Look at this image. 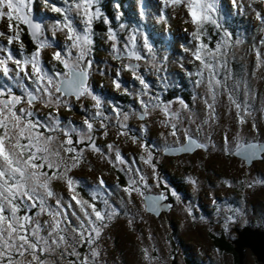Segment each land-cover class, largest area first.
Segmentation results:
<instances>
[{
    "label": "rangeland",
    "instance_id": "rangeland-1",
    "mask_svg": "<svg viewBox=\"0 0 264 264\" xmlns=\"http://www.w3.org/2000/svg\"><path fill=\"white\" fill-rule=\"evenodd\" d=\"M38 1H40L41 6L37 4L35 8L37 11L36 14H38L40 20L42 19L39 21L42 26L40 38H47L55 45L54 47L42 49L40 58L45 70L52 73L56 72L51 66L52 63L56 61L53 59V53L58 48H63L68 42L65 39V33L61 31H56L55 38L53 39V25L57 20H62L63 18L60 13H58L59 15L57 17H54L53 15L56 12L51 11V7L52 5H56L67 8L69 5L65 3V0H62V3H55L56 0H49L48 4L45 3V0ZM151 1H154L155 4L158 5L159 0ZM227 1L231 7L234 5L232 0ZM222 2L217 0L216 6L221 5ZM238 2L234 5V12L240 14L241 5H239ZM98 3L100 2L98 1ZM142 5L143 0H135L132 7L134 9L135 20L132 19L130 21L131 25L128 26L127 24H121L119 19L117 20L115 14H118V12L112 0L108 6H105L104 2L101 4L95 3L92 9L95 11V8L98 7L101 15L93 19L91 24L93 44L90 52L92 55H97L98 61L96 63L92 62L88 70L90 80L108 75L106 81H112L111 86L116 89L113 80L119 81L120 79L119 82H121V80L128 81L131 79L133 75L130 72H122V70L128 69L125 65H132L135 66L136 75L142 77L149 86L145 89L138 80L139 82L136 87L128 89V97H130L131 100L127 103L119 101V103H116L114 111L108 110L102 104V108L99 110L102 111L104 117H107V119L104 120L106 128H101L99 126L103 117L95 118L93 138L97 146L107 152V145H114L126 161L124 164L117 163L115 166L111 163L112 166L116 168V171H119L125 178V184L123 186H118V184H116L117 179L110 174V172L113 171L111 165L108 163L109 159L114 161V152L108 153V158H105L88 149L85 144L77 145L78 148L84 147L85 151L80 165L69 173L76 181L87 177L89 183L99 184V179L103 178L107 183V189L109 191L124 192L123 188L128 185L130 179L139 181L140 176L144 177V181L137 184L139 191L132 193L131 201H128V206H126L131 208L130 214L126 215L124 209L123 212L114 217L112 221L107 222L108 227L102 231L100 238L96 241V244L92 246L96 247L100 252V256L97 258L98 264H123L122 257H119L117 253L119 249H121L120 243L122 239H128L132 246H136V248H134L136 255H133V260L130 264H163L164 259H176L177 263L180 264L182 259L185 258L205 259V246L208 245L205 237H207L209 233L208 229L210 225L208 224L210 223V217L203 216V213L200 212L199 209L207 206L211 209L238 207L240 200H236L235 198L236 194L242 196L240 192V188H242L245 196L243 206L250 207V212H263L264 210V183L261 182L264 181V158H255L248 165H244L242 162L243 160L240 161L235 159L230 152L226 151L230 145L224 143L225 135L230 138V141L242 139L246 142L264 139V64H259L258 66L257 57V53H259V60H264V22L261 20L258 21V19L255 18L257 13L252 10L249 12L252 14L248 13L246 16H242V24L249 25L251 22L250 29H247L245 26L246 32L240 29L237 33L236 31L233 32V27L231 31L222 30L221 33L216 36V40L209 38L213 40L214 45L207 46V48L201 52V55L204 59L210 58L204 55V53L209 50L215 52L217 45H221L220 52L216 55L214 62L216 65H226V67H220V69H226V73H223L222 77L229 75L227 72L229 68H231L230 65L241 70V59L245 62L243 65V74L239 75L234 73L232 76L229 75L230 79L227 83L230 88L235 85H241L240 89L237 90L234 95L238 99H247L249 101L251 114L245 118L246 123L240 125L238 123L236 109L231 105L227 95L222 93L217 97L215 120L205 123V120L208 118V110L204 103V100L208 98L205 85L208 77L206 73L208 72L209 74V71L204 68L200 60L192 58V54L184 46L182 47V51H174L173 48L168 49L169 42L164 41L157 45L143 33L144 27L142 21L144 20L145 27H150L153 25L154 19L158 21V26L161 31L160 34H162L164 38L166 36L171 38L174 47L179 49L181 46L179 40H191L193 38V35L190 34L192 33V26L195 24L192 22L190 23L188 9L186 8L184 10V5H173L170 0H162L163 12L161 14L150 15L149 13H152L150 11L149 13L145 10L141 11L140 6ZM30 6H32V0ZM252 6L260 10L256 0L252 1ZM112 8L113 15L112 13L108 15V11H111ZM215 12L217 13V8ZM230 12L232 11H229L223 19H225ZM261 12V17H264V9ZM253 13H255V16ZM221 17L220 15V18ZM245 17H252V19L245 20ZM75 19L78 26L82 29L84 25L80 22V17H75ZM165 20L168 24L164 22ZM116 22L119 23L117 26H114ZM136 22L140 23L134 26ZM12 23L15 26L16 21L13 20ZM8 24L9 22L6 19L0 22V31L8 32ZM110 24L115 28H109ZM255 24L259 25V27L253 29L252 26H255ZM25 26L26 24L24 23L19 24L20 33L24 31L23 27L25 28ZM225 32L229 33L230 37H225ZM111 34L115 35L114 40L109 39V35ZM122 36L128 44L120 47L119 41H121ZM5 39V37H0V45H7ZM225 39L228 40L226 46L223 45ZM175 40L177 41L174 42ZM32 41L35 46V49L32 51L33 53L36 51L37 42L34 39ZM96 41H98L97 45L99 42H103L108 45L111 50H118L117 52L121 50L131 51L129 49H133L132 52L141 54L140 56L142 58L134 60L129 58L135 57L125 56V59H122L118 63L121 64L122 67H119L121 74L117 76L115 75L116 72L110 67V65L114 63L111 61L110 65H108L109 59L111 60L112 57L110 56L108 58V55L104 54L106 49L101 51L99 48H93ZM145 41H147L151 51H149V48L145 47ZM114 44L116 49L113 48ZM188 45L190 46V42ZM11 48L13 51L19 50V42L14 41ZM196 51L197 49L193 50V55ZM31 54L29 56H31ZM5 55L6 53H0V58ZM117 56L118 58L124 57L121 54ZM88 57L91 60L89 54ZM58 65L61 71H64L63 65L59 62ZM190 65L193 67L197 66L198 73V68H200L202 70V72L200 71L202 75H196L195 69L193 80L189 75L187 78L190 79H186L185 73L183 72H185ZM9 67L14 69L16 66L9 62ZM173 67L182 72L179 78H176L175 74L171 73ZM203 71H206V73ZM1 74L2 72H0V76ZM9 76L14 79H12V81L17 83H14V85L11 84L12 88L20 93V95H17L11 90L12 94L25 97L27 91L35 90L36 85L31 81H29V83L32 87L29 90H27L25 84L19 83L21 80L26 79L23 73H20V78L16 77L14 72L9 73ZM112 77L114 79H110ZM152 77L157 78L162 86V89L157 90L155 93L152 92L153 87L148 81L149 79L153 81ZM201 79H203L205 83L198 86L196 81ZM8 84L9 82L3 85V87L10 88ZM245 84L248 89V94L246 96L244 94ZM95 85L100 86L99 81L95 82ZM123 86L122 84L121 89ZM71 98L73 97H67L69 101ZM84 99L89 100V97H82L78 101ZM141 100L145 101L147 104L148 115H143L145 109L140 103ZM180 100H183L185 104L188 105V108H183L179 103ZM44 104L43 101L38 100L30 107L26 104L18 105V107H28L29 110L34 113L35 119L44 120L49 117V114H52L58 116L63 124L66 125L68 122H71V124L78 129L84 127L83 121L85 116L91 119L97 111V109L94 108V110L90 109L91 111L89 112L87 110L89 106H83L84 112L79 113V115L71 113L66 114L67 111L65 108L67 107L59 106V110L57 111L58 106L52 105L50 106L51 110L48 111L45 110ZM164 104L170 105V111L178 114L175 120L172 119L171 115H166L161 111ZM156 105H160V107H156ZM141 113L142 118H139V114ZM125 115H127V120L124 119ZM64 118L67 120H62ZM150 122L152 123L149 124ZM172 123H176L178 128L175 137L170 134L172 131ZM253 124L256 126L255 130H253ZM122 125H126V127H122ZM185 130H187L189 135L193 138L196 137L195 139L200 143L207 145L206 150L198 153L194 152L191 155L168 156V154H163L162 150L165 146H174L184 140ZM105 131H107V135H104ZM121 132H127V135H120ZM49 134L58 136L60 140L64 139L60 133ZM134 136H136L135 142L133 140ZM77 138L78 137L73 134V140L75 141ZM145 143L155 146L151 150V163L148 164L144 162L148 159V152L141 146ZM185 166H191L190 169L193 171L189 172V167L184 170ZM129 168L132 169L131 172L128 171ZM187 172H189V174ZM167 174L179 180L178 183L180 184L181 191L178 192L177 189L168 188L166 186L167 181L165 180H168ZM219 177L223 179V187L217 188V186H219L217 185ZM191 180L192 184H190ZM54 181L59 183L58 188H54ZM54 181L51 184L53 191L57 192L60 189H63V191L68 190L67 185L62 180ZM154 181L162 182L163 186L170 190L174 200V207L177 213H173L171 216L175 221V228L172 233L169 225L163 220L156 222L153 219H146L143 214V206L139 194L145 183ZM193 181L195 183H193ZM236 185L237 191L235 189ZM106 190H101L99 188L87 190L81 187V183H78L76 189V191L80 193L84 191L101 192ZM224 191H226L227 195L223 193ZM59 192H61V190ZM67 192L70 191L68 190ZM173 193H175V195H173ZM189 193H195V196L189 195ZM53 200L55 201V199ZM62 200L66 204V201L64 199ZM250 203H252V205H249ZM54 204L53 202L50 205L54 206ZM35 211H37V209H33V212ZM22 214L23 213H21V215ZM229 217L236 218L235 216ZM40 219L41 221L48 220V216L42 215ZM130 220L132 221L131 224H129ZM108 233L111 234V239L107 238ZM146 249L148 250V258L145 256ZM69 251H71V249H69ZM58 254L59 250L52 255L46 254L42 258L48 260L50 264H71V262H75L71 259H54Z\"/></svg>",
    "mask_w": 264,
    "mask_h": 264
},
{
    "label": "snow or ice",
    "instance_id": "snow-or-ice-1",
    "mask_svg": "<svg viewBox=\"0 0 264 264\" xmlns=\"http://www.w3.org/2000/svg\"><path fill=\"white\" fill-rule=\"evenodd\" d=\"M170 2L173 5H184L188 9L191 22L197 26V32L193 33L195 39L200 38L198 33L205 23H216L210 13L216 11L217 0H170ZM232 2L235 5L238 0H232ZM45 3L48 4L49 0H45ZM65 3L69 5L67 8L56 5L51 7V11L60 13L63 18L53 25V39L56 31H61L65 33V39L68 42L63 48H58L53 53V59L63 65L64 71L49 73L45 70L40 58L41 51L55 45L47 38H40L42 26L31 18V0H0V22L5 19L9 22L8 32L0 31V37H5L7 40V45H0V53H6L0 58V72L9 79L12 78L9 73L14 72L17 76L23 73L24 78L36 85L34 91H27L26 98L16 96L12 94L10 88L0 86V264H50L42 257L46 254L52 255L59 249H63L60 253L61 257L64 254L75 256L79 264H98L97 258L100 252L92 246L96 244L102 231L108 227L107 222L119 215L118 209L109 205L107 200L104 201L105 207L98 209L96 203L79 198V193L76 191L79 182L69 175L83 159L85 148H78L77 145L80 144H85L88 149L105 158H108V153L114 152V161L109 159V163L113 166L117 163L124 164L126 161L114 145H107V152H105L97 146L93 138L95 118L103 117L99 124L101 128H106L104 120L107 119L99 110L102 108L101 99L93 94L91 86L87 83L88 69L92 64V61L87 59L93 44L91 24L93 19L101 15L98 7L95 11L92 10L96 0H65ZM75 17H80V22L84 25L82 29L78 26ZM257 17L264 22V17H260L259 13ZM13 20L16 21L15 26L12 23ZM20 23L29 27L30 34L37 42L36 51L31 56L24 55L22 43L18 55L14 54L11 48L13 42L20 39ZM224 35L230 37L227 32ZM109 39L114 40L115 35H109ZM227 44L228 40L225 39L223 45ZM145 47L151 51L147 41H145ZM113 48L116 49L115 44ZM206 48L207 45L201 43L194 53L195 58L200 60L204 68L209 71L205 85L208 94V98L204 100L208 110L205 123L215 120L217 97L224 93L236 109L238 123L243 125L246 123L245 118L251 114L249 101L238 99L234 95L241 85L230 88L227 83L230 76H220V67H226V65H216L202 57L201 52ZM220 48L221 45L218 44L215 52L209 50L204 55L215 60ZM129 55L137 60L142 58L136 52H131ZM259 56L260 54L257 53L258 66L264 64V60H259ZM9 62L16 67L10 68ZM125 67L133 71V75L145 89L149 87L142 77L136 75L135 66L125 65ZM196 83L199 86L205 81L201 79ZM113 84L117 90L122 87L118 80H113ZM125 91H127L126 88ZM244 94L245 96L248 94L246 84ZM85 96L91 97L95 102L93 107L97 111L91 119L85 116L84 127L80 129L73 126L71 122L63 124L58 116L52 114L44 120L35 119L34 113L28 107H18L22 104L30 107L40 100L46 106H58L57 111L59 106L71 110L67 97L80 100ZM140 103L145 109L143 115H148L146 102L141 100ZM179 103L183 108H188L183 100ZM161 111L171 115L173 120L177 118L178 114L171 112L168 104H164ZM124 119L127 120V115ZM171 129L170 134L175 137L178 132L176 123L171 124ZM255 129L256 126L253 124V130ZM49 133H60L64 139L60 140L58 136ZM73 134L78 137L75 141ZM104 135H107V131ZM120 135H127V132H121ZM184 136L187 139V145L179 151L186 152L193 147H207L205 144H198L187 130L184 131ZM135 139L134 137V142ZM224 143L230 145L226 151L241 156L245 160L264 158V146L247 143L242 139L230 141L227 135L224 137ZM141 146L148 152V159L144 162L151 163V150L155 146L147 143ZM128 171L131 172L132 169L129 168ZM54 180H62L67 185L68 190L73 193L71 201L75 202L82 215L72 210V203L65 204L62 198L56 197L51 188ZM143 181V176L139 177V181L130 179L123 191L131 197L133 192L139 191L137 184ZM261 182L264 183V181ZM107 187L103 178H100L99 189L106 190ZM96 198L97 193H93V201ZM50 199H55L54 206L48 203ZM160 199H166V197ZM157 204L158 201H153V207ZM33 209L37 211L33 212ZM42 215L48 216L49 219L41 221ZM131 223L130 220L129 224ZM85 243L89 246V253L81 260L76 246ZM145 256L148 258L147 249Z\"/></svg>",
    "mask_w": 264,
    "mask_h": 264
},
{
    "label": "trees",
    "instance_id": "trees-1",
    "mask_svg": "<svg viewBox=\"0 0 264 264\" xmlns=\"http://www.w3.org/2000/svg\"><path fill=\"white\" fill-rule=\"evenodd\" d=\"M98 1L100 3H98ZM112 1H113V5L115 6L116 11L118 12V14H115V16H117V20L119 19V21H121L120 22L121 24L122 23L123 24H127V26L128 25H131L130 21L135 18V16H134V9L132 8L133 7V3H135V0H112ZM238 1H239L238 4L241 5V12H240V14H237L236 12H234V5H232V7H231V5L228 3L227 0H219V2H222V3H221V5L216 6L217 13L216 12L210 13L211 16H212V18L216 21V23L215 24L210 23V22L209 23H205L203 25V28L198 33L199 34V37H200L198 40H196L194 37L191 40H189V39L188 40H179V42L181 43V46L179 47V49H177V48L174 47L173 40L171 38H169L167 36L164 38L162 36V34H160L161 31H160V28L158 26V21H156L154 19H153V25H151L150 27H148V26L145 27L144 20L142 21L143 22V27L145 29V30L143 29V33L145 34L146 37H148L152 41H154V43H156L157 45L160 44V43H162V42H164V41L169 42L168 49H172L173 48L174 51L180 52V51H182V47L184 46L192 54L191 57L196 60L195 55H193V50L198 49L200 47L201 43L206 44L208 47L209 46H212V45H214L213 40L216 38V36H218L221 33L222 30H224V31H226V30L231 31V29L233 27H234L232 29L233 32L236 31V33H237V31L239 29L241 31H243V32H246L245 26H246L247 29H250L251 22L249 23V25L242 24L241 23L242 18H243L242 16H246V14H248L252 10H253V12H255L257 14L259 13L260 17L262 16V12L261 11H263V9H264V0H256V2L259 4L260 10L258 8H255V7L252 6V1L253 0H238ZM103 2L105 4V6H108L111 3V0H96V3L97 4H101ZM55 3H62V0H56ZM37 4L40 5V1H38V0H35V1L32 0V6H31V8H32V12L34 14L37 13L36 8H35ZM130 6H131V9H130ZM142 6H143V9H142ZM142 6H140L141 11L145 10L148 13L150 11V12H152V13H149L150 15L151 14H161L163 12V9H162L163 8L162 0H159L158 1V5H156L154 1H151V0L150 1H146V0L144 1L143 0V5ZM185 9H186V7L184 6V10ZM229 11H232V12H230L227 15V17L225 19H223V17ZM110 13H112V15H113V8L111 9V11H108L107 14L110 15ZM255 13H253L254 16H255ZM249 14H252V13H249ZM58 15H59L58 13H54L53 16L54 17H57ZM220 15L222 16L221 18H220ZM36 17H37L38 21H41L42 20V19L40 20L38 14H36ZM187 18H189V17H187ZM250 18L252 19V17H249V18L245 17V20L246 19L249 20ZM255 18L258 19L257 16H255ZM179 20H181V19H179ZM189 20H190V23H191V19L190 18H189ZM224 20H227V21H224ZM260 20L261 19H258V21H260ZM164 22L167 23L166 20ZM118 23L119 22H116L115 25L114 24L113 25L114 26H117ZM138 23H140V22H136L134 24V26H136ZM110 27L111 28H115L111 24L109 25V28ZM252 27H253V29H255V28L259 27V25H256L255 24V26H252ZM23 29H24L23 32H21V33L19 32L20 33L19 34L20 39H19L18 42H19V46H20L21 43L24 46L23 49H22L24 55L25 56H29L32 53V51L35 49V46H34V43L32 41L33 39L30 38V36L27 33L26 27L25 28L23 27ZM241 31H239V32H241ZM194 32H197V26L196 25L192 26V33L190 35H193ZM123 36H122L121 41H119V44H120L119 46L120 47H123V46H125V45L128 44L124 40V37ZM168 36H169V33H168ZM209 38H212L213 40H210ZM176 41L177 40H175L174 42H176ZM6 42H7V40H6ZM189 42H190V46L188 45ZM97 43H98V41H96L94 43L93 48L94 49H98L99 48V50H101V51L103 49H106L104 51V54L108 55V58L110 56L112 57L111 60L109 59V64L108 65H110V63L112 61L114 64L113 65H110V67H111V69L114 72H116V74L115 73H113V74L117 75V73H119V75H120L121 73H120L119 67H122V65L121 64H118V63L122 59H125V56L122 57V58L121 57L118 58V57H114V54L120 55L121 53H125L127 51H125V50H121L119 52H117L115 50L113 51L105 43L99 42L98 45H97ZM129 50L133 51V49H129ZM20 51H21L20 48H19V50H14V54L15 53L18 54ZM138 55H141V54H138ZM129 59H134L135 60V58H129ZM206 60H208L210 63L215 64L214 60H212L210 58H206ZM92 61H93V63L94 62L96 63L98 61V57H97L96 54H93L92 55ZM134 63H136V62H134ZM240 64L242 65L241 70H238V68H235V66L230 65L231 68H229V71L227 73L230 76H232L234 73H237L239 75L243 74V71H244V69H243L244 66L243 65L245 64V62L242 61V59H241ZM51 66L54 68L55 71H61V69H60L57 61H54ZM192 67L193 66L190 65L189 68H187L185 70V72H183V73H185V78L188 79V80L190 78H192V80H193V77L195 76V74H194V70L195 69H196L195 70L196 75H198L197 66L196 67H193V68ZM198 70H199V73H200V71L202 72V70L200 68H198ZM220 71H221L220 72V76L222 77V74L223 73H226V69L221 68ZM122 72H130L133 75V72H131L129 69H123ZM203 72L206 73V71H203ZM171 73H174L176 78H179L182 75V72L180 70L175 69L174 67H173V70L171 71ZM206 74H207V76L209 75L208 72ZM188 75L190 76V78H187ZM19 76L16 75V77L20 78ZM113 77L110 78V79L116 78V77H114V78ZM12 79L13 78H11V79L6 78L5 76H3V74H1V76H0V86H3L5 84H7V82H9L8 85L11 88V90L14 91V93H18V91H16L11 86V84L14 85V83H15L14 81H12ZM106 79H108V75L101 76V77H97L95 79H91V81H92L91 84H93V85H95V82H98V81L100 83V86L95 85L91 89L93 91V94L97 95L101 99V101L103 102L104 106L108 110H110V111H114V108L116 107V103H119V101L124 102V103H127L129 100H131L130 97H128V91H129L128 89H130L132 87H136L137 86V83L139 82L138 79H136L135 76L133 75V77H131V79H129L128 81H122L121 80V83L124 86H123V88L121 90H117V89L112 88V86H111L112 81L107 82ZM152 80L153 81H151V79L148 80L149 83H150V85L153 87L152 92L155 93L157 90H161L162 89V86L160 84V81L157 78H154V77H152ZM11 81H12V83H11ZM119 81H120V79H119ZM19 83L25 84L26 87H27V90H29L32 87L31 84L29 83V80L28 79L21 80ZM15 84H17V83H15ZM125 88L127 89V91H125ZM161 94H163V93H161ZM26 95H27V92H26ZM88 97H89V100L84 99L82 101L76 100L75 97L71 98V100L69 101L70 102V106H71V110H69L68 108H65V110L67 111L66 114L71 113V114L79 115V113H83L84 112L83 106H89V108H87V110L89 112L91 111L90 109H93L94 110L95 107H93V105H94L95 102L91 99L90 96H88ZM44 106H45V110H48V111L51 110L50 106H46L45 104H44ZM67 118H68V116H67ZM62 120L65 121L67 119L64 118ZM151 123L152 122H150L149 124H151ZM134 137H136V136H134ZM237 138H239V137H237ZM180 154H184V153H180ZM186 154H188V153H186ZM175 155H178V154H175ZM168 156H173V155L172 154H168ZM187 167H189V172L190 171H193V170L190 169L191 166H185L184 167V170L187 169ZM112 171H115L114 176L117 179L116 181H118L119 183H123L124 182V184H125V178L123 177V175H121V173L119 171L118 172L116 171V168L115 167H114V169ZM189 172H187V173L189 174ZM118 174H120L121 177H119ZM220 176H222V175H220ZM84 180L88 184L82 183L81 184V187L82 188H86L87 190H89L91 188H95V189L96 188H99V184L89 183L87 181V177H84V179L82 178L81 180H77V181L79 183H81V182H85ZM53 183H54V188H58L59 187V183H56L55 181ZM84 184H86L87 186L84 187ZM56 190H58V189H56ZM60 190H61V192H59ZM60 190H58L57 192L54 191L56 197H62V199H64L66 201V204L67 203H72L73 204V209L72 210H75L76 211V209H77V213H78L79 212V208L75 205V202L74 201H71V196L73 195V193L67 192L68 190H66V191H63V189H60ZM78 193H79V198H81L83 200H86V201H90L88 197L84 196L80 192H78ZM126 197H127V195H126ZM53 202L55 203V201L53 199H50L48 201L49 204H52ZM96 206H97L98 209H103L105 207L104 205H101V204H96ZM83 248H86L89 251V246L87 245V243H85L83 245H77L76 246V251L81 252L80 249L83 250ZM134 248H136L135 245L132 246V249L133 250H134ZM61 252H62V249H59V254L54 259H71V260H74L76 262V264H79V260L77 259V257L71 256V255H67V254H64L63 257H61V255H60ZM81 255L82 254L80 253V257H81Z\"/></svg>",
    "mask_w": 264,
    "mask_h": 264
},
{
    "label": "flooded vegetation",
    "instance_id": "flooded-vegetation-1",
    "mask_svg": "<svg viewBox=\"0 0 264 264\" xmlns=\"http://www.w3.org/2000/svg\"><path fill=\"white\" fill-rule=\"evenodd\" d=\"M89 55L91 56V61H92L91 52H89ZM87 83L91 86V88L95 86L91 84L92 81L89 78V72H88ZM15 94L20 95V93H15ZM26 97L27 95H25V98ZM182 142L183 141H181L180 143ZM222 149H225V148H222ZM205 150L206 148H196L191 153H188V154L184 153V154H178V155H185V154L191 155L194 152L198 153V152H203ZM231 155L235 159L242 161V159H240L238 156L233 155V154ZM252 161L253 160H251V162ZM108 164L111 165V169L113 170L114 167L112 166V164L111 163H108ZM244 165H247V164L244 163ZM114 173L115 171L110 172V174L113 176H114ZM118 175L119 177H121L120 174ZM167 177H168V180H165L167 181L166 186L168 188L177 189L178 192L181 191L180 184L178 183L179 180L168 174H167ZM78 180H81V179H78ZM222 182H223L222 177H219L217 181V185L219 186H217V188L223 187ZM82 183L88 184L86 181L81 182V184ZM86 184H84V187L87 186ZM116 184H118V186H123L124 182L119 183L117 181ZM190 184H192V180L190 181ZM168 188L166 189L163 186V183L160 181L149 182V183L144 184V187L142 188L139 195H140L141 201H142V196L144 193H150V194H155V195L166 197V202L169 203L170 205L166 210L161 209V210H158L156 213H153L145 209L144 203L142 201V206H143L142 211L146 219H153L156 222L163 220L165 223L169 225V228L172 233L174 232L175 221L171 218V216L173 215V213H177L176 212L177 210L174 207V200ZM235 189L237 191V185ZM240 192L242 193V196L236 194V198H235L236 200L238 199L240 200V204L238 207L229 208V209L227 208L211 209L210 207L207 206L205 208L199 209V211L203 213V216L210 217V223L208 224L210 225L208 229L209 233H208V236L205 237V240L208 244L207 246H205V252H204L205 259L185 258V259H182V262L180 264H238V256H237L238 253L235 250H233V247L235 246V244H233L231 241L237 238V233L234 231V229H236L237 232L239 233V231H241L243 227H247L251 231H253L254 229L256 231H260L262 233L263 246H264V210L263 212H257V211L250 212L249 211L250 207L243 206V201H244L245 196H244V191L242 190V188H240ZM81 193L84 196L89 198L90 203L94 202L96 204L104 205V201L107 200L109 205L118 209L119 213H122L124 209H125L126 215H129L131 212V208L126 207L128 206V201H131V197H129L126 192L109 191L107 189L106 191H101V192H97V191L85 192L84 191ZM93 193H97V198L95 201H93L92 199ZM223 193L227 195L226 191H224ZM189 195L195 196V193H189ZM249 205H252V203H250ZM78 214H81V213L78 212ZM229 216H235L236 218L229 217ZM107 238L111 239L110 233L107 234ZM120 248L121 249H119L117 253L119 257H122L121 259H122L123 264L132 263L133 255H136V253L132 249L131 242L128 239H122L120 243ZM239 249L241 253L240 264H263L260 260H256L255 255L251 252L249 247L241 246L239 247ZM80 251L81 252L79 253L82 254L80 259H83V257L89 253V251L86 248H83V250L80 249ZM171 260L173 264H178L176 259H164L163 264H171L170 262Z\"/></svg>",
    "mask_w": 264,
    "mask_h": 264
},
{
    "label": "water",
    "instance_id": "water-1",
    "mask_svg": "<svg viewBox=\"0 0 264 264\" xmlns=\"http://www.w3.org/2000/svg\"><path fill=\"white\" fill-rule=\"evenodd\" d=\"M31 18L35 22L39 23L36 15L33 12H31ZM25 27H26L28 35L30 36V38L33 39V36L30 34L31 30L29 29V27L27 25ZM131 52L132 51H127L125 53H121V55L133 57V56L129 55ZM114 57H118V56L116 54H114ZM87 59H88V56H87ZM141 117H142V114H139V118H141ZM193 139H195V138H193ZM196 142L198 144H200L197 140H196ZM246 142L247 143H256L258 145L264 146V140H260V141L250 140V141H246ZM186 145H187V139L185 138L184 141L178 145L166 146L162 150V153L175 155V154H180V153H190L194 149H196V147H193V149L190 151H186V152L185 151H179V149L183 148ZM233 151H234V149H233ZM238 157L240 159H242L243 162L247 165L251 162V160L250 161L245 160L241 156H238ZM161 197H163V196L150 194V193H144L142 196V201L144 203L145 209L148 211H151L153 213H156L158 210H161V209L166 210L170 205H169V203L166 202V199H160ZM153 201H158V204L155 207H153ZM234 231L237 233V238L231 242L233 244H235V246L233 247V250H235L238 253L237 254L238 264H240L241 253H240L239 247H241V246L249 247L251 252L255 255L256 260H260L264 264V246H263L262 233L260 231H256L255 229L253 231H251L247 227H243L241 229V231H239V233L237 232L236 229H234ZM170 262H171V264H173L172 260Z\"/></svg>",
    "mask_w": 264,
    "mask_h": 264
},
{
    "label": "clouds",
    "instance_id": "clouds-1",
    "mask_svg": "<svg viewBox=\"0 0 264 264\" xmlns=\"http://www.w3.org/2000/svg\"><path fill=\"white\" fill-rule=\"evenodd\" d=\"M88 59H89V57H88ZM185 139V138H184ZM184 141V140H183ZM178 145V144H177Z\"/></svg>",
    "mask_w": 264,
    "mask_h": 264
}]
</instances>
